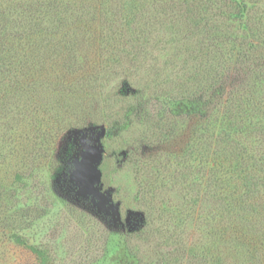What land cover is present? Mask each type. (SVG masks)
<instances>
[{
	"label": "rangeland",
	"instance_id": "obj_1",
	"mask_svg": "<svg viewBox=\"0 0 264 264\" xmlns=\"http://www.w3.org/2000/svg\"><path fill=\"white\" fill-rule=\"evenodd\" d=\"M260 1L263 15L264 0ZM91 32L97 39L96 30ZM150 35L149 31L150 45L126 47L123 53L112 47L104 51L103 43L98 47L90 34L85 35L77 49L85 61L92 62L88 68L94 79L82 80L77 65L59 62L64 51L54 55L51 47L43 48L36 60L26 63L27 68L14 65L19 76L9 78L7 73L0 83V184L18 189L17 205L24 223L17 228L25 240L48 244L58 255V264H153L159 251L206 248L216 238V230L205 219L214 214V206L199 208L191 188L193 174L182 176L181 141L188 132L180 129L166 144L165 121L160 124L145 114H153L159 106L152 97L176 85L188 44L160 30ZM102 57H109L113 67L98 66ZM238 70L246 75H237ZM236 73H222L214 103L226 102L238 89V76L241 80L247 76L246 83L254 87L249 94L260 103L263 84L246 67L237 68ZM136 91L145 92L146 110L140 102L135 104ZM192 102L182 101L176 89L172 100L161 102L158 114L171 112L175 118L190 113L194 120L184 126L187 129L195 126L199 116H214L216 105ZM153 122L161 129L152 135ZM104 129L110 131L101 135ZM143 139L150 142L141 144ZM260 143L256 139L253 148L259 150ZM95 145L101 150L98 189L104 202L91 194L92 183L98 179L93 163L99 154L87 148ZM140 145L150 159L138 164L132 149L137 151ZM2 205L7 208L9 203ZM145 219L148 224L153 219L159 222L150 226L160 227L165 239L151 237L145 242L139 239L140 233L130 236L126 249L127 234ZM231 254L224 253L228 262H234ZM0 264H35V259L27 249L0 239Z\"/></svg>",
	"mask_w": 264,
	"mask_h": 264
},
{
	"label": "trees",
	"instance_id": "obj_2",
	"mask_svg": "<svg viewBox=\"0 0 264 264\" xmlns=\"http://www.w3.org/2000/svg\"><path fill=\"white\" fill-rule=\"evenodd\" d=\"M261 5L260 0H0V83L7 73L9 78L18 77V65L27 68L26 63L36 60L43 48L51 47L54 55L64 51L62 61H57L77 65L82 80L94 79L88 68L92 62L79 54L80 44L89 34L96 46L103 43L107 52L108 47L120 48L123 53L126 47L150 45L147 35L154 30L187 42L176 85L152 97L160 107L153 114H145L160 124L165 121L166 144L180 129L188 132L181 141L182 176L193 174L191 188L199 208L214 206V214H207L205 219L216 230V238L206 248L159 251L153 264H264V98L259 103L251 97L249 91L254 87L246 83L247 76L244 80L236 77L240 86L226 102L214 103L213 94L222 85V73L234 74L239 67H246L247 73L264 86ZM91 30H96L97 39ZM82 33L83 38L79 37ZM102 60L96 64L105 69L113 67L109 57ZM236 74L246 75L241 70ZM176 89L182 101L216 105L214 116H199L192 129L184 127L194 120L190 113L175 118L171 112L160 116L161 102L172 100ZM144 94L136 91L134 100L146 110ZM158 123L153 122L152 135L161 129ZM150 139H143L141 144ZM256 139L261 140L259 150L253 148ZM139 147L132 149V155L141 164L150 156L144 157L148 150ZM68 154L72 157L71 151ZM19 195L18 189H5L0 184V239L27 249L35 264H58V255L48 244H30L17 228L24 223L17 205ZM4 201L9 203L7 208L2 205ZM145 221L127 234L126 249L130 248V236L140 233L139 239L145 242L151 237L165 239L160 227L153 230L150 226L159 222ZM228 251L234 262H228V255H224Z\"/></svg>",
	"mask_w": 264,
	"mask_h": 264
},
{
	"label": "water",
	"instance_id": "obj_3",
	"mask_svg": "<svg viewBox=\"0 0 264 264\" xmlns=\"http://www.w3.org/2000/svg\"><path fill=\"white\" fill-rule=\"evenodd\" d=\"M106 132H107V130L104 129L100 134L103 135V134L106 133ZM87 151H92V152H95L96 154H99L98 159H96L95 162L93 163V169L96 170V172H97V176H98V179L92 183L91 188H92V190H94V191H92L91 194H92V196H93L94 198L100 200L101 202H102V201L104 202L103 196L100 195V193H99V189H98V184H99V182H100V172H99V170L97 169V166H98L99 162L101 161V150H100V146H99V145L92 146V147H90V148H87ZM78 174H79V171H78L77 174H76V175H77L76 178H74V179L76 180V182H78V179H80Z\"/></svg>",
	"mask_w": 264,
	"mask_h": 264
}]
</instances>
